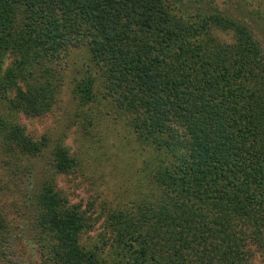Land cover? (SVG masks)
<instances>
[{
  "label": "trees",
  "instance_id": "trees-1",
  "mask_svg": "<svg viewBox=\"0 0 264 264\" xmlns=\"http://www.w3.org/2000/svg\"><path fill=\"white\" fill-rule=\"evenodd\" d=\"M70 46L90 63L70 80L71 103L106 98L157 156L136 199L105 209L92 248L79 236L93 220L54 181L73 157L15 120L51 110ZM42 152L49 172L31 186ZM0 163V201L7 186L21 196L18 222L0 204V264H28L24 240L37 264L264 261L263 48L243 16L202 0H0Z\"/></svg>",
  "mask_w": 264,
  "mask_h": 264
},
{
  "label": "rangeland",
  "instance_id": "rangeland-1",
  "mask_svg": "<svg viewBox=\"0 0 264 264\" xmlns=\"http://www.w3.org/2000/svg\"><path fill=\"white\" fill-rule=\"evenodd\" d=\"M202 1L208 6L227 8L243 16L251 24L254 35L264 51V0ZM218 35L226 40L228 38L226 34ZM83 48L70 46L58 57L57 64L63 67L64 75L61 80V92L51 110L34 117L17 113L15 120L24 127L27 134L35 138L47 134L51 138L60 139L73 157V168L65 173L55 174L54 181L67 201L78 204L93 220L91 228L79 236L86 247L92 248L100 244L98 238L104 230L103 212L105 209L127 206L128 202L136 199L139 189H142L139 186L144 180L142 174L146 167L145 159L155 156L156 151L146 149L136 140L131 129L115 117L106 98L99 97L91 104L94 107L90 108L89 105L79 111L71 103V78L75 76L76 70L90 66L87 52ZM9 60V57L5 58L3 67ZM93 69L92 67L91 70ZM161 154L165 159L171 156L169 152ZM30 164L33 186L49 172L47 154L42 152L31 158ZM1 165L0 163V172L3 171L6 175ZM10 189L9 186L3 189L6 197H1L0 204L5 207V212L9 211L7 213L10 218H16L21 210V196L17 193L15 199L10 195ZM18 220L19 218H16L14 221ZM17 248L28 264H37L35 253L25 240L17 244ZM251 264H264V261L257 256L252 259Z\"/></svg>",
  "mask_w": 264,
  "mask_h": 264
}]
</instances>
